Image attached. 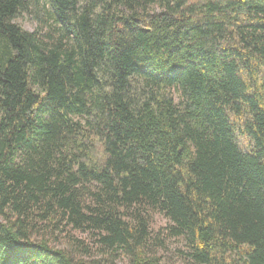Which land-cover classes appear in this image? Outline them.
Instances as JSON below:
<instances>
[{"label": "trees", "instance_id": "16d2710c", "mask_svg": "<svg viewBox=\"0 0 264 264\" xmlns=\"http://www.w3.org/2000/svg\"><path fill=\"white\" fill-rule=\"evenodd\" d=\"M161 235L264 264V0H0V264H173Z\"/></svg>", "mask_w": 264, "mask_h": 264}, {"label": "rangeland", "instance_id": "374dc122", "mask_svg": "<svg viewBox=\"0 0 264 264\" xmlns=\"http://www.w3.org/2000/svg\"><path fill=\"white\" fill-rule=\"evenodd\" d=\"M37 13L40 16L37 15V18L35 19L31 18L27 14H24L22 18L19 17L16 19V23H18L24 30L28 32H32L36 28L37 22H43L41 20V16H46L43 10H40ZM54 28L55 27H53V29ZM150 225L153 234H158V232L162 228L168 226V222L163 216L157 213H152ZM159 237L164 239V247L162 249H159V253L165 259L171 261L173 264H184L183 261L184 258L183 253L185 252L184 241L182 239H170V238L166 239L163 235ZM54 245L58 249L67 248V242L65 240H59Z\"/></svg>", "mask_w": 264, "mask_h": 264}]
</instances>
